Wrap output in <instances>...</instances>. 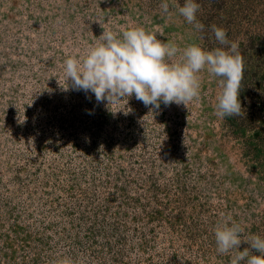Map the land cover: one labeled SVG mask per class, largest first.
I'll use <instances>...</instances> for the list:
<instances>
[{
    "label": "rangeland",
    "instance_id": "374dc122",
    "mask_svg": "<svg viewBox=\"0 0 264 264\" xmlns=\"http://www.w3.org/2000/svg\"><path fill=\"white\" fill-rule=\"evenodd\" d=\"M162 2L0 0V264H228L221 214L264 237V0H196L200 32ZM99 21L206 50L225 29L245 64L241 115H215L206 73L188 108L133 95L113 115L63 91L64 60L87 53Z\"/></svg>",
    "mask_w": 264,
    "mask_h": 264
},
{
    "label": "clouds",
    "instance_id": "9594fccd",
    "mask_svg": "<svg viewBox=\"0 0 264 264\" xmlns=\"http://www.w3.org/2000/svg\"><path fill=\"white\" fill-rule=\"evenodd\" d=\"M170 6L197 32L203 31L204 25L197 20L200 5L196 0H185L183 6L177 0H163V13H168ZM101 26L104 31L85 55L64 60L66 83L58 79L63 91L90 92L97 103L107 101L113 115L121 111L128 115L132 111L127 107L128 100L133 95L151 109H159L162 103L188 108L200 100L202 73H206L209 80L219 78L222 89L213 106L215 115L221 119L241 115L239 96L245 64L238 44L228 40L225 29L212 26L215 40L222 47L206 50L196 43L181 48L175 42H163L142 27L114 32ZM177 56L179 59H175ZM125 98L124 107H111ZM214 236L216 251L229 256L228 264H264V237L246 235L245 228L230 214H221ZM242 243L249 246L240 250Z\"/></svg>",
    "mask_w": 264,
    "mask_h": 264
}]
</instances>
